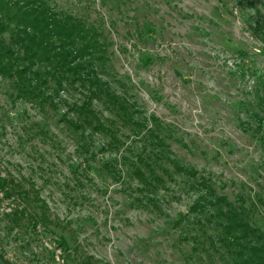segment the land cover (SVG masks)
Listing matches in <instances>:
<instances>
[{
  "label": "rangeland",
  "instance_id": "374dc122",
  "mask_svg": "<svg viewBox=\"0 0 264 264\" xmlns=\"http://www.w3.org/2000/svg\"><path fill=\"white\" fill-rule=\"evenodd\" d=\"M57 1L101 31L130 119L143 118V134L159 121L171 129L166 157L197 179L211 177L231 198L258 191L263 151L243 128L250 121L243 104L264 79V0ZM78 97L66 93L70 103ZM46 107L15 99L0 84V179L14 193L0 187V264L189 263L183 256L191 245L173 225L204 192L182 188L188 177L166 162L176 184L165 181L153 193L158 211L137 192L150 195L143 184L116 179L119 169L114 175L102 166L112 159L121 168L125 150L133 160L156 143L152 134L119 129L123 145L94 156L102 136L72 132L59 121L63 104ZM150 151L146 156L155 157ZM258 216L264 230V210Z\"/></svg>",
  "mask_w": 264,
  "mask_h": 264
},
{
  "label": "trees",
  "instance_id": "16d2710c",
  "mask_svg": "<svg viewBox=\"0 0 264 264\" xmlns=\"http://www.w3.org/2000/svg\"><path fill=\"white\" fill-rule=\"evenodd\" d=\"M100 32L87 15H75L57 0H0V84H6L15 99L31 102L40 110L47 105L57 108L63 104L66 112L59 121L66 122L72 132L84 134L87 130L89 135L102 136L103 145L97 147L94 156L97 152L109 153L116 141L123 145L117 140L121 136L119 129H128L141 137L152 134L156 143L149 142L133 160L127 157L132 151L125 150L121 168L114 166L112 159L102 166L109 172L113 170L114 175L119 169L116 179L126 177L143 184L150 195L141 187H137V192L158 211L159 198L153 193L166 188L165 181L176 184L166 162L172 170L179 169L178 174L188 177L187 182L181 183L182 188L204 192L189 205L186 220H174L173 226L185 234L179 241L191 245L183 256L189 262L186 264H264V230L255 224V218L264 210V184L251 195L239 192L231 198L223 185L212 182L211 177L197 179L193 170L178 165V159L166 157L170 145L165 138L171 137V129L159 121L155 125L158 133L143 134V118L130 119L125 84L115 77L112 59L99 41ZM115 85L121 89V95ZM256 85L254 99L243 104L250 115L243 128L248 126L255 136L264 164V79L261 77ZM75 91L80 97L70 103L66 93ZM105 112L112 119H107ZM147 149L151 153L156 151L155 157L146 156ZM4 182L0 179V187L8 196L14 194ZM205 194L208 203L198 205L205 200ZM23 195L32 198L25 192Z\"/></svg>",
  "mask_w": 264,
  "mask_h": 264
}]
</instances>
